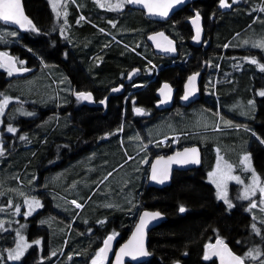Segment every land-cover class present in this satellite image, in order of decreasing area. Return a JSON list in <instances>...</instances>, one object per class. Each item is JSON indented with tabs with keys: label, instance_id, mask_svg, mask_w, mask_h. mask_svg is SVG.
Wrapping results in <instances>:
<instances>
[{
	"label": "trees",
	"instance_id": "16d2710c",
	"mask_svg": "<svg viewBox=\"0 0 264 264\" xmlns=\"http://www.w3.org/2000/svg\"><path fill=\"white\" fill-rule=\"evenodd\" d=\"M243 1L246 2L245 8L240 7L237 12L229 15L226 19L222 18V16H217L214 23L215 27H207L209 31H212V46L217 52L210 55H205L199 48L192 50L188 46L190 30L187 20L197 14L203 18L205 24L209 18L208 14L214 6V0H197L190 8L187 9L185 7L173 16L167 28L172 34L170 37L179 43V61H185L187 55H191L190 59L187 60L188 62L186 61L179 68L182 70L178 71L176 70L177 68H170V63L173 59L155 56L146 41L148 35L158 30L168 35L169 32L165 29H160L162 25L146 20L144 14L138 10H134L132 16L124 12L122 18L114 17L113 19L118 20V25L108 29V32L124 43L125 46H123L113 43L107 34L101 33L92 25L80 29L71 21H68L69 26L67 28L62 26L66 27V23H53L51 11L45 0H24L25 12L32 21L35 32L29 33L28 37L24 35L17 40L45 63L48 64L49 61H55L56 65H59L60 62L63 66L61 54L64 52L60 51L58 45L50 47V42L48 41V35L53 41L62 38L54 30V25L59 26V32L62 35L66 33L65 38H67V41L68 33L71 35L70 39L77 41V44L71 46L69 52L66 51L68 55L70 54L69 56L74 53L79 61L78 65L82 67V88H91L94 87L93 84H97L96 89L98 91L116 87V83L122 80L123 74L135 68L142 71L137 80L140 84L146 83L155 74V68L159 69V73L155 76L156 81L151 84V88L164 81L174 84L175 75L176 79L178 76L177 80H179V77L190 74L192 70H199L202 59L208 60L209 67L205 84L211 108L204 107L198 103L191 108L158 114L153 120L145 122L142 127H137L136 124L132 123L131 119L127 120L123 131L125 138L134 140L138 133L145 135L143 142L140 139L137 140V144L126 142L129 154L135 153L137 149L150 144L154 140H159L172 134L204 130L202 128L198 130L190 129L181 120V115L183 112L189 116L195 114L199 119L209 120L212 123L217 110L214 91H216V95L220 99L219 111L222 114L220 122H223V128L244 127L251 130L264 143V96L260 95L259 90L256 93L253 89L261 88L260 91L264 90V81L260 82V80H264V70L257 68V65H261L258 60L264 62V49L260 51L258 47H253L249 48L250 51H242L244 52L242 53V43L241 40H238L240 37L232 38L235 33L242 32L241 30L252 20L245 16L244 10L249 5L254 8L256 5L257 11L261 0ZM48 21L51 22L49 30L46 27V22L48 23ZM94 25L103 28L97 24ZM158 26L159 29H156ZM3 27L5 26L0 23V35L4 34V31L1 30ZM177 27L182 28V30H179L183 32V35H181ZM228 41L230 42V47L219 63L221 49L224 43ZM71 43L73 42L71 41ZM232 46L237 48H232ZM17 47L16 50L23 58H27L30 63L34 62L35 58L20 50L21 47ZM139 53L154 66L140 58L138 56ZM244 54H250L252 57L256 56L255 63L236 62L240 61L241 56ZM91 56L97 57L91 60ZM235 65H239V67ZM75 74L76 72L73 68L71 73H69L72 80H74ZM50 75L57 80L60 78L59 106L62 108V100H67L64 95L65 90H63L65 89L63 78L68 73L56 66L55 69L50 70ZM72 80L70 81L71 87L74 85ZM4 85L2 78H0V88L4 87ZM46 85L51 88L50 94L52 96L55 95L54 88L47 75ZM19 86V84L10 85V88L17 91ZM34 89L39 92L38 88L34 87ZM149 91L150 89L148 88L143 94ZM29 97L33 99L34 96L30 95ZM67 97L69 96L67 95ZM236 97L239 101H242L241 104L244 103L251 106L245 114L246 123L237 118L239 111L234 108L237 106ZM23 99L27 100V98ZM119 100L120 98H110L104 114H102V110L96 111L84 107L80 110L81 116L78 119H75L74 115L71 118L69 112H65V108L59 109L56 116H50L46 120V128L44 129L42 127L35 129V127L42 117L51 111H42L38 119L32 120L26 116H22L23 118L19 116L20 113L26 110L25 107L18 109L16 105H12L5 114V119L18 127L15 138L21 140L23 145L18 146L17 151L20 150V147H23L24 150L16 151V153L11 155L6 167L0 166V175L4 172L10 175L9 170L18 173L22 166L26 165L28 169L23 178L26 179L31 176L34 178L36 169H39L38 166L42 155L46 153V191L61 194L63 193L61 190L62 182L70 181L74 177L78 178L79 183L83 179L84 183L90 186L92 184L89 181L91 172L94 174L103 173L123 159L122 152L118 146L117 133L120 119ZM99 114L103 115V117ZM56 117L58 118L55 119ZM227 118L234 120L235 124L225 125L224 122H226ZM175 121L181 123L183 127L179 129L173 128L172 124ZM222 126L220 125L219 127L221 128ZM215 127L213 126L211 129ZM111 130H114L113 134L103 138L98 145H94L89 154L84 153L77 158L67 160V165L63 169L53 168L48 170V163L51 164L59 159L58 154L61 143L72 146L73 153L80 152L85 149L84 146H80L83 137L91 139L94 135L99 133L103 135ZM245 134L244 137L250 139L251 135L246 132ZM204 135L206 134L196 135L195 137L191 135L189 138H186L188 136H181L176 144L178 149L194 144L200 146L202 153H204L200 167L194 170L174 172L170 184L161 189L149 188L144 192L142 184L145 183L146 176H143L139 186L133 187L130 193L129 185L126 188H113L110 190L111 195L107 191L103 194V200L97 206V212L100 217L90 230H86L83 224L78 226L73 223L70 226L74 216L72 206L64 200L56 199V204H54L56 205L55 212L60 215V218L56 219L52 214L46 212L44 225L46 237L44 230L39 228L37 231L38 237L43 240V247L39 253L33 250L29 251L20 264H88L97 256V253L94 256V252L98 250V240L106 234L107 230L108 234L116 237L122 236L124 240L134 226L140 211L144 209L158 211L165 216V219L158 227L150 231L148 249L152 257L142 264H173L177 260L181 261L182 264H200L199 261L203 258V245L206 242L205 236L207 234L217 235L219 231H222L233 240L237 234L239 236L245 233L247 225L253 223L251 222L253 218L248 213L247 204L240 203L238 208H236L237 210L226 213L227 208L222 202L217 200L213 186L205 177L206 173L213 168L221 157L220 153L217 155L212 152V148L224 145L238 146L241 140L238 142H233L229 139L225 141L216 140L217 142L207 141ZM41 136H43L42 139ZM44 138L46 142L43 145L44 142L41 143V141ZM170 148H172L171 139H169V143L166 146H157L153 149L159 155L162 150L170 153ZM35 150L36 154L33 155L32 153ZM249 152L255 168L264 177V147L254 139V143L249 146ZM146 164L148 163L146 162ZM9 165H12L11 168L8 167ZM49 192H46V201L49 198L47 194ZM133 206L137 208L133 209ZM106 207L108 208L107 210ZM47 208L48 202L46 211H49ZM181 208L185 209L184 214L179 213ZM86 220L90 223L96 219L87 217ZM18 239L19 237H15V240ZM11 241V236L4 237L2 248ZM46 250H48L51 258L46 256ZM9 263H11L9 250L3 254L1 249L0 264Z\"/></svg>",
	"mask_w": 264,
	"mask_h": 264
},
{
	"label": "flooded vegetation",
	"instance_id": "af4514ba",
	"mask_svg": "<svg viewBox=\"0 0 264 264\" xmlns=\"http://www.w3.org/2000/svg\"><path fill=\"white\" fill-rule=\"evenodd\" d=\"M195 1L197 0H193L188 6H186L187 9L190 8ZM198 1H201V0H198ZM227 2L229 3L230 7L221 8L220 0H214V6L212 7L210 13L208 14L209 15L208 21L204 24L203 18H201L203 35H202L201 41L197 45H194L192 43L193 29L187 23L189 25V30H190V33L188 36L189 40L187 44L192 50L199 48L205 53V55L207 54L210 55L211 53H217L215 52V49L212 46L213 44L212 35H211L212 31H209L207 27H211V28L215 27L214 23H215V19L217 16H220V17L222 16V18L226 19L229 15L237 12L240 7L245 8V4H246V2H244L243 0H235V2H233V0H227ZM23 4H24V0H23ZM24 10H25V7H24ZM140 12L144 14L142 11ZM26 16L28 18V21H31L27 14ZM172 18L164 23L152 22L155 24L162 25L160 29L167 30L169 32V35L160 30L156 32H163L165 35L170 37L172 34L168 30L167 26H168V23L172 21ZM50 25H51V22L49 21L48 23L46 22V27H48V30L50 29ZM156 29H159V26ZM177 29L182 30L181 27H177ZM33 30H34V26H33L32 21H31V24H29L28 26L22 29L11 28V27H7L6 29L7 34L10 35L9 38L11 39L17 38V37L21 38L24 35L28 37V34L31 33ZM11 33H15V35H12ZM180 33L181 35H183V32L180 31ZM235 34L232 36V38L235 37ZM48 37H49L48 41L50 42V47H55L56 45H58L60 51L64 52L63 54H61L62 55L61 60L63 61V66L61 65L59 61H58L59 65H56L55 61H53L54 63L52 61H49L50 67L55 68L56 66H59L64 72L68 73V75H64V78H63V82L65 84V89L63 90H65L64 95L66 96L67 100H62V108L63 109L65 108V112L67 111L69 112L71 118H72V115H74L75 119H78V117L81 116L80 110H82L84 107L94 109L96 111L102 110V114H104L108 107L109 99L110 98H120L119 100L120 119H119V125H118L119 127H118L117 133H118V138L122 136V138H124L126 142L137 144L138 139H140L143 142L144 137H145L144 134L138 133V136L134 140H130L127 137L125 138L123 131H124L125 124L127 123V120L131 119L132 123L136 124L137 127H142L145 124V122H147L148 120H153L156 116H158V114L170 113L173 110L175 111L177 109L191 108L198 103L204 107L211 108V103L209 102L208 95L206 94L207 87L205 84V79L207 75V69L209 67L208 60L206 59L201 60L199 70L197 71L192 70L190 74H186L185 76L181 75L182 77H179V80H177L178 76L176 79V75H175L174 84L164 81L161 84L157 85L156 87L151 88V84L156 81L155 76L159 73V69H155V74L150 79H148V81L144 84H140L139 82H137L138 78L140 77L142 73L141 70H139V76L136 79H134L129 84H125L127 74L130 71L129 70L127 73L123 74L122 80L116 83L117 84L116 87L109 88L108 90H105V91H98L96 89L97 84H93L95 88L94 87L82 88L83 86L82 67L78 65L79 61L77 60L76 55L74 53H71L72 56H69L70 54L68 55L67 53V51L69 52L71 45H68L67 43H65L64 38H60L59 40L56 39L55 41H53V39H51L49 35ZM170 38L173 39L172 37ZM174 41L176 42L177 47H178V55H177V58L173 59V61L170 63V68H174V69L177 68L176 70L178 71V70H182L179 68L182 67L188 59H190L191 55H187V59L185 61L180 62L179 61L180 46L176 40ZM229 41L227 43H224V46L221 49L219 63L221 62L222 57L224 56V54L230 47ZM12 44L13 45L8 47V50L5 49L4 52L14 57L18 68L21 69V68L27 67L29 68V72L21 76H13L12 74H10V71L7 68L2 66V68L0 69V78H2L3 83L5 84L4 87L0 88V93L3 92L5 98L8 99L7 104L3 107V110H1L2 116L0 119V166L2 167L7 166V162H9L10 156L13 155L11 144H12V139H16L15 132L17 131V126L12 124L9 120L5 119V114L7 113L9 109L8 105L13 103L12 97L7 94V92L10 89V86L7 87V85L10 82V79H18V78L27 76L33 72V67L31 66L32 64L30 63V61L27 58H23V56L20 55L19 52L16 50V47L19 45L16 43H12ZM23 47L26 48V46L24 45ZM23 47H21L20 50L28 53V51ZM253 47L254 46L252 47L241 46V52L250 51L249 48H253ZM232 48H235V47L232 46ZM245 49H248V50H245ZM151 50H152V53L155 55V53L153 52V49ZM94 57H97V56H93V57L91 56L90 59L92 60ZM236 62H240V61L238 60ZM203 63H204V66H203ZM36 65L39 67V64H36ZM235 66L239 67V65H235ZM203 67H204V70L201 73L200 81L198 83L199 98L195 102L191 103L189 106L181 107L179 104V100L181 99L183 95V86H184L186 79L189 76L199 72ZM73 68L75 69V72H76L74 80H72L69 75V73H71V70ZM71 80L74 84L72 87L70 84ZM165 82L170 83L173 86V88L176 89L175 94H174L175 97L173 100V104L170 108H157L156 103L158 100L156 98V92L159 89V87ZM117 88H121V91H117L116 93L112 94V91ZM148 88L150 89V91L146 94H143ZM81 92L90 93L92 99L91 100L77 99V93H81ZM67 95L69 97H67ZM101 101H103V103H101ZM62 108L60 106V109ZM136 109H140L141 111L137 112ZM58 111H59V108L57 109V112L52 113L53 112L52 111V112H49L47 115L43 116L40 122L38 123V125L40 123H43L50 116H56ZM99 115L103 117V115L101 114ZM10 127L14 128L15 132H9L8 129ZM113 132L114 130H111V131L104 133L103 135L99 133L97 135H94L91 139H88L87 137H83V139L80 142V146H84L85 149L80 152L73 153L72 146H68L66 143H61L60 151L58 154L59 159L55 160L51 164L48 163V170H51L53 168L63 169L67 165V160L77 158L78 156H81L84 153L89 154L91 152V148L94 145H98L103 140V138L111 136ZM197 132L200 133L199 131ZM187 134H190L189 136H191L197 133L187 132ZM172 136L173 134L168 136L165 140L166 142L162 141V138L159 140H154L150 144H146L143 147L137 149L136 152L133 154H129V151L128 152L123 151L120 144H118L122 152V158H123L122 162L130 159V157L132 156L135 158H138L141 155H144L143 156L144 160L148 163L146 165L145 172H144V176H146L145 183H144L145 188L143 189L144 192L147 190L146 183L149 178V167L152 161L161 155L168 156L172 154L173 152L179 150L176 147V144L173 143V140H171L172 148L169 149L170 153L166 152L165 150H162L161 154L158 155V153L153 149L157 146H166L169 143V139L173 138ZM177 140L178 139H175V141ZM43 141L45 144L46 140L44 139ZM252 143H254V138L252 140ZM72 153L73 155L70 156V154ZM247 158L249 159L248 164H250V167L253 166L254 169L258 172V170L255 168L254 161L252 160L250 152L248 153ZM11 166L12 165H9L8 167L11 168ZM38 167L39 169H36V176L34 178H32V176L26 179L23 178L26 170L28 169L26 165H23L21 170L18 173L12 170H9L10 175H7L6 172L0 175V247L1 248H2L3 238L7 237L8 235L12 237V241L10 243H7L4 246V248H9V247L13 248L16 244L15 237L17 238L18 234L24 235L25 238L28 241H30L35 236H37L38 234L37 231L39 228L45 231V237H46V228L44 227L45 220H46V199L44 198V194H46V192H49V191H46V184H45L46 153L42 157L41 162ZM191 170H194V169H191ZM205 177H207V173ZM21 178L24 179L27 184L32 185L36 188L34 192L26 190L27 187L25 186L23 182H21L20 180ZM72 180L67 181L66 183H70ZM18 186H20L22 189H19ZM151 188L161 189L158 187H151ZM27 192L35 193V195L33 197L32 196L26 197L25 193ZM263 200H264V195H263ZM34 201H39L40 206L37 207ZM24 202L25 204L23 205ZM30 205H31V209H30ZM238 205L239 204H236L233 208H227L226 213H230V212H233L234 210H237L236 208H238ZM18 208H19V211H17ZM73 212L75 215L76 212L74 209H73ZM248 213L250 214L251 218H253V221H251L253 223L247 225V230L245 233H242L239 236L237 234L236 236H234L233 240L230 239L228 235L222 231H219L217 235L207 234L205 236L206 242L203 245V258L199 261L200 264H220L219 261L215 257H209L208 259H205V253L207 252V250L213 248L217 241H222L223 243L221 245H227L229 249L235 255H237L238 257L242 259L243 264H264V223L261 220L257 219L255 216V214H257L261 217H264V211L250 208L248 210ZM253 225H255V230L253 229ZM107 236H108V230L106 231V234L104 236H101L99 238L98 249L101 248L102 243ZM258 236H259V239H258ZM122 241L123 239L116 241V244H115L116 247ZM207 246H211V247H207ZM249 252L252 253V256L246 255V253H249ZM253 257H255V259H253ZM92 262L93 261H90L88 262V264ZM177 262L182 264V262L178 260L175 261L174 263H177ZM101 264H108V263H101Z\"/></svg>",
	"mask_w": 264,
	"mask_h": 264
},
{
	"label": "rangeland",
	"instance_id": "374dc122",
	"mask_svg": "<svg viewBox=\"0 0 264 264\" xmlns=\"http://www.w3.org/2000/svg\"><path fill=\"white\" fill-rule=\"evenodd\" d=\"M45 1L51 11V15H52L51 18L53 23H57V24L62 22L66 23V27L62 24L61 25L64 28H67L69 26L68 21H71L75 24L76 27L80 29L85 28L88 25L97 24L105 28L103 30V28L94 25L100 32L104 34H107L105 31L108 32V29H111L118 25L117 24L118 20L113 19L114 17L117 16L119 18H122L124 12H127L129 16H132L133 15L132 13L134 12V10L129 9L127 7V3L122 2V0H45ZM54 3L57 5L55 9L53 8ZM117 5H122V6L117 7ZM263 5L264 2L262 1L260 3V6H258L257 11H256L257 8L256 5L255 8L252 5H249L248 8L244 10L245 16L249 17L252 20L250 21V23L246 25V27H244L241 30L242 32L235 34V37L236 36L240 37L238 40H241L243 47L254 46V47H258L260 51L264 49V46H261L264 45V6ZM6 29H7L6 25L1 29L5 33L3 35H0V51L4 52L5 49L8 50V47L13 45L12 43H16L19 46L23 47L21 43L17 40L19 39V37L13 39L9 38L10 35L7 34ZM54 30L57 31L59 35L65 39V43H67L68 45L72 46L74 44H77V41H75L74 39H70L71 37L70 33H68L67 36L68 41H67V38H65L66 33L62 35L59 32L60 31L59 26L57 27L56 25H54ZM107 35L109 38H111L113 43H118L120 45L125 46L121 40L116 38L115 35L111 34L110 32H108ZM71 41L73 43H71ZM233 47L237 48L236 46ZM25 49L32 56V58H35L34 62L32 61L31 66L36 72L34 71L35 72L34 74L28 75L21 79L9 78L10 82L8 83L7 87L15 84L17 85L19 84L20 86L18 87L17 91L12 90L10 88L7 94L12 97V102L15 103L18 109L21 107L26 108V110L23 113L19 114L20 117L26 116L30 119H38V117L41 115L40 113L42 111H45L46 109H50L53 112H57L60 103V78L57 80L56 78L50 75V70L55 68L50 67L49 62L48 64L45 63L40 57L35 55L32 51H30L27 48ZM138 56L143 59L141 53H139ZM255 59L256 56L252 57L250 54H244L241 56L239 63L242 62L252 63V61ZM37 62H39L40 65L44 67L41 66L38 67L36 65ZM258 63L261 65H257V68H259L260 70H264V62L258 60ZM1 68L2 66L0 64V69ZM46 75L49 76L51 85L54 88L55 95L53 96L50 94L51 88L49 87V85L48 86L46 85ZM254 81H258V80H254ZM263 81L264 80H260V82ZM34 87L38 88L39 92H37V90L34 89ZM253 89L256 91V93L258 90L260 93L264 91V90L260 91L261 88H253ZM30 95L34 96L33 99L29 97ZM214 95L216 98L217 110L212 123L209 120L199 119L195 114L193 116H189L184 112L181 115V120L184 121L185 125L188 126L190 129L193 130H198L201 128L204 129L202 131H199L200 133L196 131L193 132V133H197L192 135L194 137L196 135L206 134L204 135V137L205 139H207V141H216V140L225 141L226 139H229L233 142H238L239 140L241 141L238 144V146H234V147H232V145H224V146L215 147L214 149L212 148V152H215L217 155L220 153L221 157L215 163L213 168H211L207 172L206 179L213 186L217 200L222 202L226 208H233L236 204L246 203L247 208L249 209L254 208L260 211H264V200H263L264 193L260 191L261 188H264V177H262L254 169L253 166L250 167V164H248L249 159L247 160L245 159V157L248 156L249 146L252 143L253 138L250 136L249 139L248 137H244V135H246L245 132L252 133V131L244 127H240L241 129L238 127L223 128L222 126L223 122L222 123L220 122L222 115L219 111L220 99L217 97L216 91H214ZM23 98H27V100L25 101ZM4 100H5V96L3 92H1L0 102H3ZM235 102L237 106H235L234 108L238 109L237 111H239L237 118L239 120H243L246 123L247 121L245 114L250 109L251 106L245 105L244 103L241 104L242 101H239L237 97ZM13 103L8 105V107L11 106ZM1 116L2 114L0 110V119ZM216 117H217V121H216ZM57 118L58 117H56L55 119ZM224 123L225 125L230 126V125H234L235 121L227 118L226 122ZM220 125L222 126L221 128L219 127ZM213 126H216V128L211 129ZM40 127H42V129L46 128V120L43 123H40L37 127H35V129ZM172 127L179 129L183 127V125L178 121H175L172 124ZM43 136H41V139L43 138ZM181 136H182L181 133H179L178 138H180ZM189 137L190 136L186 138ZM171 140H173L174 144H177V141H174V138H172ZM118 144H120L123 151L128 152V148L126 147L127 143L124 140V138H122V136L118 138ZM22 145L23 143L21 140L12 139L11 148L13 150V154L16 153L18 146H22ZM22 150H24V148L20 147V150H18L17 152H20ZM32 154L35 155L36 150ZM43 156L44 155H42V157ZM143 156L144 155H141L138 158L132 156L130 157V159L124 162H122L123 161L122 159L113 167H111L110 169L106 170L103 173L94 174L93 172H91L89 181H91L92 184H90V186L86 185L83 179L79 183L77 177H74L70 183H66L65 181H63L61 184V190L63 191V193L61 194L64 197L53 191L47 193L49 195V198L46 201V205L48 202L49 211L46 212L52 214L54 217H56V219H59L60 215L55 212L56 205L54 204H56V199H61L64 201L66 199H73L79 204H81V208L78 207L80 209L76 213L77 219L75 221V225L79 226L83 224L86 230L92 229L94 226L93 224L97 222L100 217L99 213L97 212V206L103 200L104 193L108 191L109 195H111L110 190H112L113 188L115 187L126 188L128 185H129V193H130L133 187L139 186V182L144 176L145 168L147 165ZM20 180L27 187L26 190L34 192V190L36 189L34 186L27 184L26 181L22 178ZM45 184H46V178H45ZM142 187H144V184H142ZM18 188L22 189L20 186H18ZM218 193L220 194L219 196ZM34 195L35 193L32 192L25 193L26 197H31V196L33 197ZM44 198L46 199V194H44ZM68 203L74 209L77 208V207L75 208L69 201ZM24 204L25 202L23 203V205ZM229 204H231L232 206L229 207ZM135 208L137 207L133 206V209ZM107 209L108 208L106 207V210ZM255 216L257 219L261 220L264 223V217H261L257 214H255ZM87 217L95 218L96 220L94 222L89 223L86 220ZM17 237H19V239L16 240V244L13 248L11 247L0 248V250L2 249L3 251V254H5L9 250L10 257L17 255L19 256L18 259L11 258V263L9 264L22 263L23 258L28 254L30 250L39 253L43 247L42 244L43 240L39 238L38 235L35 236L30 241H28L25 238V236L22 234H18ZM120 239H122V236H118L117 240ZM37 241L39 243H37ZM98 252L99 249L96 252H94V256ZM46 256L47 257L49 256L48 258H51V255L48 254V250H46Z\"/></svg>",
	"mask_w": 264,
	"mask_h": 264
},
{
	"label": "water",
	"instance_id": "95a60500",
	"mask_svg": "<svg viewBox=\"0 0 264 264\" xmlns=\"http://www.w3.org/2000/svg\"><path fill=\"white\" fill-rule=\"evenodd\" d=\"M192 1L193 0H182V2L179 4H173V6L168 9V14L166 16H162L158 14L160 11H162V9L160 8H153V10L150 12L149 8L146 7V4L148 3H153V4L163 3L164 0H140L139 3H134V4L127 3V5L130 9L142 11L145 15V18L149 21H153L156 23H164L170 20L178 11L188 6ZM20 5H21L23 17L27 18L24 10L23 0H20ZM0 22L4 25H7L8 27L19 28V29H22L29 25L28 18L26 20L21 18V24L23 26H21V24H16L13 22H5L2 20H0ZM188 24L193 29L192 43L194 45H197L201 41L203 35L202 19L199 16V19L197 20V15H194L188 20ZM198 32H199V36L197 37ZM147 43L153 49L155 55L163 56L171 59L177 58L178 47L176 42L167 35H165L163 32H156L150 34L147 37ZM0 53H5V52H0ZM7 58H11V63H9ZM0 64L3 67L7 68L12 75H16V76L22 75L29 71L28 68H24V69L18 68L14 57L8 54L6 58H0ZM203 70L204 67L199 72L189 76L186 79L183 86V95L179 100V104L181 107H187L199 98L198 83L200 81L201 73L203 72ZM138 76H139V69L137 68L132 69L127 74L125 84L131 83ZM190 77H195V80L190 81L189 80ZM165 85H167V88H165ZM117 89L118 91H121V88H117ZM175 91L176 89L173 88V86L170 83L167 82L163 83L156 92V98L158 100L156 103L157 108H170L173 104ZM116 92L117 91L113 90L112 94ZM186 93H190V94L188 95L187 99H184ZM162 101L164 102L162 103ZM191 149H196V152L192 153L190 151ZM202 159H203V153L200 146L198 145L187 146L178 151L173 152L168 156H159L155 158L149 167V178L146 183V188L147 189L151 187L162 188L168 186L171 182V177L174 171H188L191 169H196L201 166ZM193 160H195L196 162H193ZM184 161H188V162H184ZM154 166H155V174L157 176V179H153ZM184 212L185 209L183 212L179 211L180 214H184ZM145 213L148 214L159 213V215L156 216L155 219H152L151 215L145 217V220L147 221L146 226L143 228L142 232H138L137 225L141 223V217L144 216ZM164 219L165 216L158 211H151L146 209L140 211L138 218L131 229L130 234L117 247L115 244L116 241L119 240H117L116 237L109 235L112 236L113 239L111 240L108 246L105 258H103L101 262L108 264H118L117 256L121 252V249L124 248L126 245L128 246L126 251H128L130 254L121 256L119 264H142L148 261L152 257V254L149 252L148 249V235L150 231L158 227L163 222ZM109 236H107L104 239L100 249L105 247V240H107ZM140 248H142L143 251L147 253V255H139L138 250ZM225 248L227 249V251L224 250ZM229 252L232 254V256H237L229 249L227 245H221L218 244L217 242L213 248L207 250L209 257H215L220 264H236V262L232 260V258L228 255ZM174 264H180V263L177 262Z\"/></svg>",
	"mask_w": 264,
	"mask_h": 264
},
{
	"label": "snow or ice",
	"instance_id": "6c2138e0",
	"mask_svg": "<svg viewBox=\"0 0 264 264\" xmlns=\"http://www.w3.org/2000/svg\"><path fill=\"white\" fill-rule=\"evenodd\" d=\"M122 2H126V3H129V4H134V3H139L140 0H122ZM181 2H182V0H164L163 3H156V4L148 3V4H146V7L149 8L150 12L153 10V8H160V9H162V11H160L158 14L162 15V16H166L168 14V9L171 8L173 6V4H179ZM233 2H235V0H233ZM56 6L57 5L54 3L53 4V8L55 9ZM119 6H122V5H117V7H119ZM220 7L221 8H227V7H230V5L227 2V0H220ZM21 18H23L24 20L27 19L26 17H23V13H22V10H21V5H20V0H0V20L5 21V22H13V23H16V24H21ZM198 19H199V15H197V20ZM28 23L31 24V21H28ZM21 26H23V25L21 24ZM11 34L15 35V33H11ZM160 35H162V34H160ZM198 36H199V32L197 33V37ZM261 46H264V45H261ZM168 50H171V49H168ZM6 57H7L6 53H0V58H6ZM7 59L9 61V63H11V58H7ZM252 62L255 63L254 60ZM189 80L190 81H194L195 77H190ZM165 88H167V85H165ZM114 91H118V89H114ZM189 94L190 93H186L184 99H187ZM260 95L264 96V92H261ZM77 99H79V100H91L92 97H91L90 93L81 92V93H77ZM7 102H8L7 98H5V100L3 102H0V110L3 109V107L7 104ZM163 102L164 101H162V103ZM101 103H103V101H101ZM136 111L140 112L141 110L140 109H136ZM8 131L9 132H15V129L10 127L8 129ZM190 151L192 153H195L196 149H191ZM245 159L247 160L248 158L245 157ZM184 162H188V161H184ZM193 162H196V161L193 160ZM153 179H157V176L155 174V166H154ZM260 191L262 193H264V188H261ZM219 195L220 194L218 193V196ZM34 203H35V205L37 207L40 206V202L39 201H34ZM72 203L76 204L75 201H72ZM76 206L80 207L81 205L76 204ZM231 206L232 205L229 204V207H231ZM253 206H255V205H253ZM30 209H31V205H30ZM17 211H19V208L17 209ZM180 211L183 212L184 209L181 208ZM149 215H151L152 219H155V217L158 216L159 213H155V214L145 213L144 216L141 217V223L139 225H137L138 232H142L143 231V228L146 226V223H147V221L145 220V217H147ZM253 229L255 230V225H253ZM112 239H113V237L109 236L107 238V240H105V247L100 249V251L97 253V256L95 258H93L92 264H101V260L103 258H105L108 246H109V244H110ZM37 243H39V242L37 241ZM217 243L218 244H222L223 242L222 241H217ZM207 247H211V246H207ZM127 248H128V246L126 245L124 248L121 249V252L118 254V256H117L118 264H119L121 256L130 254L128 251H126ZM224 250L227 251L226 248ZM138 254L139 255H147V253L144 252L142 248H140L138 250ZM228 255L232 258V260H234L236 262V264H243V261H242V259L240 257L232 256V254L230 252L228 253ZM246 255L252 256V253L249 252V253H246ZM11 258L12 259H18L19 256L17 255V256H13ZM208 258H209V254L206 252L205 253V259H208ZM253 259H255V257H253Z\"/></svg>",
	"mask_w": 264,
	"mask_h": 264
},
{
	"label": "crops",
	"instance_id": "0c3cea01",
	"mask_svg": "<svg viewBox=\"0 0 264 264\" xmlns=\"http://www.w3.org/2000/svg\"><path fill=\"white\" fill-rule=\"evenodd\" d=\"M41 142H43V141H41Z\"/></svg>",
	"mask_w": 264,
	"mask_h": 264
}]
</instances>
